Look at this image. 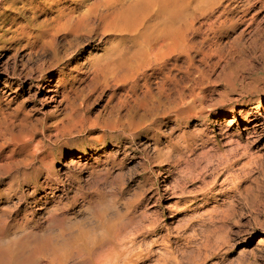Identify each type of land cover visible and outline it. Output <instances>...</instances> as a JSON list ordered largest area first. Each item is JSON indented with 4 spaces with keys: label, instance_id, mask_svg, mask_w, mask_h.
I'll return each instance as SVG.
<instances>
[{
    "label": "rangeland",
    "instance_id": "1",
    "mask_svg": "<svg viewBox=\"0 0 264 264\" xmlns=\"http://www.w3.org/2000/svg\"><path fill=\"white\" fill-rule=\"evenodd\" d=\"M43 1L0 0V264H264V0H137L186 45L135 88L50 23L107 0Z\"/></svg>",
    "mask_w": 264,
    "mask_h": 264
},
{
    "label": "bare ground",
    "instance_id": "2",
    "mask_svg": "<svg viewBox=\"0 0 264 264\" xmlns=\"http://www.w3.org/2000/svg\"><path fill=\"white\" fill-rule=\"evenodd\" d=\"M29 1L31 0H28V2ZM40 1L42 0H38V2ZM67 1L74 2V0H59L57 5ZM121 1L122 0H107L105 8L94 5L88 7L87 10H81V8L77 12L63 9L59 11L58 17L51 20L50 23L57 22L59 24L58 27H56V32L68 31L71 29L76 32H86L90 34L95 31L96 27H94L90 21L98 19L102 25L97 29L103 33H114L119 37L116 40L117 43L116 41H112L111 43V45L116 43L114 50L106 49L102 58H97L98 61L95 65V72L103 75V78L111 77L114 80L129 79L135 88L139 74L144 75L147 71L151 70L162 71L168 64V59H170L171 54L183 51L186 45V40H184L183 35L184 23L179 20V18L172 20L171 18H161L153 22H146L144 18L142 19V16H140V19H137V17L131 19L138 1H129L127 3V8L123 10L119 9L115 4L121 3ZM79 5L83 7V3ZM76 14H78L77 17H75ZM62 17L65 18V22H61ZM73 18H75L76 21ZM53 82L54 80H52V83ZM47 88V93L51 96L53 94L57 95V91L54 89L53 85L49 84ZM214 188L215 184L213 183V191L215 190ZM212 193L211 203L216 204L217 202L214 197L215 193ZM239 196H241V194ZM209 212L210 222L212 224L217 221L218 216L220 217L218 221L222 223H228L234 216L230 210L225 211L221 206L217 207L215 205L212 206Z\"/></svg>",
    "mask_w": 264,
    "mask_h": 264
}]
</instances>
